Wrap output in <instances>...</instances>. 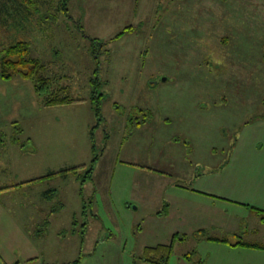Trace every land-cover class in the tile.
I'll return each instance as SVG.
<instances>
[{"label":"rangeland","instance_id":"1","mask_svg":"<svg viewBox=\"0 0 264 264\" xmlns=\"http://www.w3.org/2000/svg\"><path fill=\"white\" fill-rule=\"evenodd\" d=\"M35 1L0 4V53L28 40L52 89L85 100L44 105L31 79L0 78V187L77 168L0 189V264H155L144 248L171 242L168 264L264 257L232 245L264 246L254 205L219 217L192 194L241 141L261 147L246 122L264 114V0Z\"/></svg>","mask_w":264,"mask_h":264},{"label":"crops","instance_id":"2","mask_svg":"<svg viewBox=\"0 0 264 264\" xmlns=\"http://www.w3.org/2000/svg\"><path fill=\"white\" fill-rule=\"evenodd\" d=\"M25 3L27 4V8L25 6H21ZM63 3V0H59V5L55 7L56 11H58V8H62ZM31 4L38 12L39 8L41 7V2L35 0H19L18 3L10 5L9 9L14 10V13H16L17 8L19 10L22 9L23 12H25L26 9H28V6H31ZM66 10H64V12ZM47 14L48 12L47 10H45L44 15L47 20L51 18H57L56 15ZM67 14L68 12L66 13V15ZM10 23H13V25L17 26L20 30V25H22V28H24V23L21 22L20 19L16 18L15 21L11 20L9 24ZM8 38L10 40L12 39V37ZM23 41L29 42L28 40ZM15 42L13 41L9 44ZM246 127L248 130H258L257 138L260 139L257 141H259L258 144H260L261 146L260 149L256 148V145H254L253 147L250 146L247 142L244 143V141H241V143L239 144L240 146L238 145L236 148L235 154L231 155V157L228 160H225L224 163H220L218 169L213 170L215 179L218 181V183H212L208 187L199 186L195 188L197 191H194V193L192 192L193 195L202 197L201 199H204L206 204L212 205L211 207H216V205L222 204L228 205L219 210V217H221L223 211L228 210L229 206H234L236 208H249L251 207V205H254L255 207L264 209V114L258 115L255 121L253 120L250 123H248L247 121ZM27 180L30 179L15 181V183L11 184L4 183L0 187V189L10 191L14 188H23L25 184H30H21L22 182ZM166 204L167 205H165V210L169 215L170 213H173L174 206L172 207V202L170 201H166ZM217 217L218 216L216 215V218ZM210 222L211 221H205L202 226H207L208 224H210ZM251 249L260 252L264 251V246L263 248L251 247ZM245 262L246 264H264V257L252 258L249 262L248 260H246Z\"/></svg>","mask_w":264,"mask_h":264},{"label":"trees","instance_id":"3","mask_svg":"<svg viewBox=\"0 0 264 264\" xmlns=\"http://www.w3.org/2000/svg\"><path fill=\"white\" fill-rule=\"evenodd\" d=\"M18 2L19 0H4V1L2 0L0 1V4L3 5L5 11H7L10 5H14ZM61 9L64 10L67 9L65 3H63ZM17 14H19L18 15L19 17H22V15H24V12L22 9H20L17 11ZM129 30H131V28L129 27L124 28L115 36V38H120ZM0 54H1L0 78L10 79L15 75H20L24 78L31 79L34 83L35 90L38 93V95L42 98V102L44 105L67 104L75 101L85 100V98L71 97L70 95H68L66 89L65 90L63 88L52 89L53 80L50 77L44 75L43 71L45 70L46 66L42 63V61L39 58L31 55L29 42L22 40V41H17L15 43H11L8 46L3 47ZM95 83L97 86L100 82L95 81ZM93 98L97 99L96 110H97V114L100 115V103L103 98V94L98 93L97 90H95ZM75 168H77V166L71 168H64L59 170L58 172L53 171L44 176H40L24 181L21 184L31 183L34 181L45 179L57 175L59 173L67 175L70 173V171L75 170ZM45 196H46V192H45ZM253 208L255 209V211H257L258 214L264 215V209L255 206ZM263 221H264V217H263ZM202 231L204 233L203 236H205L204 238H208V236H206V230L202 229ZM176 236L181 238L184 237V236H179V234L177 233L174 236V240ZM211 239L228 242L218 238H211ZM232 245L263 248V246L259 244L246 243L243 241H236ZM143 253L145 260L150 261L151 263L153 262L155 264H168L171 255L173 253V242L169 244L146 246L144 248ZM199 261L200 260L195 261V264L198 263Z\"/></svg>","mask_w":264,"mask_h":264},{"label":"water","instance_id":"4","mask_svg":"<svg viewBox=\"0 0 264 264\" xmlns=\"http://www.w3.org/2000/svg\"><path fill=\"white\" fill-rule=\"evenodd\" d=\"M165 79V78H164Z\"/></svg>","mask_w":264,"mask_h":264}]
</instances>
